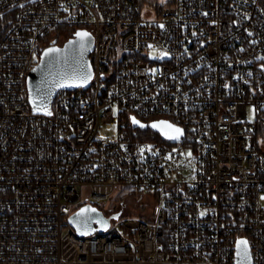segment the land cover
Returning a JSON list of instances; mask_svg holds the SVG:
<instances>
[{
	"label": "built area",
	"instance_id": "2783aa9c",
	"mask_svg": "<svg viewBox=\"0 0 264 264\" xmlns=\"http://www.w3.org/2000/svg\"><path fill=\"white\" fill-rule=\"evenodd\" d=\"M147 5L0 0V264H236L242 239L264 264V0ZM62 24L91 31L93 76L47 116L28 77ZM124 187L152 217L79 235L71 215Z\"/></svg>",
	"mask_w": 264,
	"mask_h": 264
},
{
	"label": "water",
	"instance_id": "95a60500",
	"mask_svg": "<svg viewBox=\"0 0 264 264\" xmlns=\"http://www.w3.org/2000/svg\"><path fill=\"white\" fill-rule=\"evenodd\" d=\"M78 32H85V29ZM93 46L94 39L88 37L84 40V49H81L80 38L75 35L74 38H71L63 45L52 44L43 50L39 62L30 71L28 77L29 99L33 110L34 102L36 105H40L43 101L47 103L48 109L51 111L52 101L60 90L79 88L72 86L59 87L58 84L60 83H73V81L66 79V77L73 74H87L90 72L92 79L93 68L90 52L93 50ZM48 49H59L60 51L45 55ZM91 79L83 86L84 88L89 86ZM157 125L162 133L166 131L167 127L165 125ZM118 216L119 214L114 215V217ZM69 220L79 235H82L81 232L91 234L96 230H105L110 225V218L105 217L103 211L92 204L82 205L71 215ZM247 249L250 260H246L243 256L244 246H238L237 244L236 264H253L249 244Z\"/></svg>",
	"mask_w": 264,
	"mask_h": 264
},
{
	"label": "rangeland",
	"instance_id": "374dc122",
	"mask_svg": "<svg viewBox=\"0 0 264 264\" xmlns=\"http://www.w3.org/2000/svg\"><path fill=\"white\" fill-rule=\"evenodd\" d=\"M148 5L147 7L152 11L150 14H148V17H151L156 15V8L155 3L158 4H165L169 0H147ZM85 32L89 33V38H93V35L89 29H85ZM58 43L59 45H63L69 35L67 34H61L58 36ZM156 51H152V55H154ZM40 57H37V60H39ZM252 116L253 114L250 113ZM130 191V189L126 188H120L115 191V193L112 195V197L108 200L103 202L102 204H99L101 208H103V212L107 216H111L113 213L119 214V216H137V217H145V218H151L153 214V205L154 202V196L149 195L147 192H142L139 194H127ZM153 193V192H152Z\"/></svg>",
	"mask_w": 264,
	"mask_h": 264
},
{
	"label": "snow or ice",
	"instance_id": "6c2138e0",
	"mask_svg": "<svg viewBox=\"0 0 264 264\" xmlns=\"http://www.w3.org/2000/svg\"><path fill=\"white\" fill-rule=\"evenodd\" d=\"M21 7H23V5H21ZM75 35L78 38H80V48L84 49V40L86 38H88L90 36V34L87 33V32H77ZM193 35H195V33H193ZM73 43H75V42H73ZM148 47L152 48L153 46L149 45ZM59 51H60L59 49H48V51L45 53V55H49L52 52H59ZM167 55H168V53L165 51V52L161 53V58L163 56H167ZM152 71L155 72L156 70L153 69ZM249 75H251V74L249 73ZM66 79H69V80L73 81V83H71V84L60 83V84H58V86L59 87H65V86L83 87L91 79V74H90V72L87 73V74H84V73L73 74L71 76L66 77ZM225 87H228V85H225ZM34 111H43L44 115H47V116H51L52 115V112L48 109L47 103H44L43 101L41 102L40 105H36L35 102H34ZM254 111H255V109H253V112ZM131 119H132V123L133 124L139 125L140 127H145V125L141 124L140 121H138L135 117H132ZM160 123L164 124L168 129H171L172 132L175 133L174 135L169 136L168 137L169 139L179 140L180 137L183 135V130L181 128H178L175 125L170 124L168 122H160ZM152 127H158V125L157 124H153ZM149 150H151L150 146H149ZM140 151L143 152L144 149L142 148ZM187 155L190 157L191 153L189 152ZM262 199H264V197H262ZM205 214H206V212H203V211L200 213L201 216H204ZM105 227H106V224H105ZM81 234L82 235H87L88 233L87 232H81ZM239 245H243L244 246V251H243L244 258L246 260H250V256H249L248 249H247L248 242L246 240H242V241L238 242V246Z\"/></svg>",
	"mask_w": 264,
	"mask_h": 264
},
{
	"label": "trees",
	"instance_id": "16d2710c",
	"mask_svg": "<svg viewBox=\"0 0 264 264\" xmlns=\"http://www.w3.org/2000/svg\"><path fill=\"white\" fill-rule=\"evenodd\" d=\"M148 4L147 0H141V5ZM156 11L159 12L161 10V7H163L165 4H158L155 3ZM9 27L6 15L0 17V39L2 35L4 34L5 30ZM86 28L76 25H66L62 24L57 27V34L60 36L61 34H67L69 36L75 35L78 31L84 30ZM92 62V61H91ZM153 124L145 125V127L138 128L137 132L139 135L145 138H152V139H160L163 137V133L159 129V127H152ZM125 188V187H124ZM127 189V188H126ZM142 193L141 191H137L134 189H130V191L127 194H139ZM101 208V206L99 205ZM103 210V208H101ZM145 218V217H144Z\"/></svg>",
	"mask_w": 264,
	"mask_h": 264
},
{
	"label": "flooded vegetation",
	"instance_id": "af4514ba",
	"mask_svg": "<svg viewBox=\"0 0 264 264\" xmlns=\"http://www.w3.org/2000/svg\"><path fill=\"white\" fill-rule=\"evenodd\" d=\"M74 37H75V35H73V36H69L65 42L69 41L71 38H74ZM91 52H92V51H91ZM91 52H90V54H91ZM168 122H169V121H168ZM160 125H161V124H160Z\"/></svg>",
	"mask_w": 264,
	"mask_h": 264
}]
</instances>
